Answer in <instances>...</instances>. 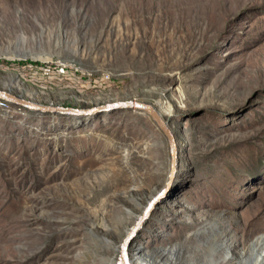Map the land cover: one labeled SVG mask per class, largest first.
Instances as JSON below:
<instances>
[{
    "label": "rangeland",
    "instance_id": "374dc122",
    "mask_svg": "<svg viewBox=\"0 0 264 264\" xmlns=\"http://www.w3.org/2000/svg\"><path fill=\"white\" fill-rule=\"evenodd\" d=\"M0 92V264H264V0H0Z\"/></svg>",
    "mask_w": 264,
    "mask_h": 264
},
{
    "label": "water",
    "instance_id": "95a60500",
    "mask_svg": "<svg viewBox=\"0 0 264 264\" xmlns=\"http://www.w3.org/2000/svg\"><path fill=\"white\" fill-rule=\"evenodd\" d=\"M0 101L7 103L9 105L19 106V107H22V108L28 109V110H35V111H40V112H57V111L61 112V109H52L49 107L39 106V105H37L31 101H27L21 97L11 95L10 93H7V92H0ZM115 108H122V109H128V110L134 109L135 111L143 112L146 115H148L150 117V119L152 120V122L156 125V127L158 128V130L160 131L162 136L165 138V140L168 144L169 157L171 160V164L173 166L174 154H175V150H176V144H175L174 138L172 137V135L168 131L165 130L163 124L154 115L151 108L144 103H131V102L122 104L120 106H115ZM149 211L150 210H148L146 212V214L143 216V218L141 219L140 223L138 224L135 232H137L141 228L144 221L148 218ZM134 233H133V235H134ZM133 235L129 238L127 237V238L123 239L121 246H120V249H119L118 264H130L129 263V249L131 246V239H132Z\"/></svg>",
    "mask_w": 264,
    "mask_h": 264
},
{
    "label": "bare ground",
    "instance_id": "6f19581e",
    "mask_svg": "<svg viewBox=\"0 0 264 264\" xmlns=\"http://www.w3.org/2000/svg\"><path fill=\"white\" fill-rule=\"evenodd\" d=\"M148 106L151 108L154 115L161 121L165 130L168 131L172 135L173 131L169 129L166 125V121L170 115L169 108L165 107V106H168V102L163 98V99L158 100V102L155 105L153 106L148 105ZM128 232L129 230L126 232V234H128ZM94 241L99 244L102 243L101 239H98L96 236H94ZM132 246L129 249V263L130 264H152L151 262L146 261L148 258V253H149L148 251H144V248H142L140 245L135 246L132 250ZM111 264H117V262H115V260H112Z\"/></svg>",
    "mask_w": 264,
    "mask_h": 264
}]
</instances>
